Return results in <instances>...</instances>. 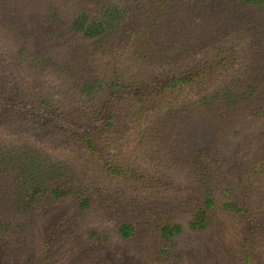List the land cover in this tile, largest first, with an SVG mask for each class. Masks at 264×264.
Masks as SVG:
<instances>
[{"label": "trees", "instance_id": "trees-1", "mask_svg": "<svg viewBox=\"0 0 264 264\" xmlns=\"http://www.w3.org/2000/svg\"><path fill=\"white\" fill-rule=\"evenodd\" d=\"M178 1L188 10L208 6L211 12L219 4L245 8L264 6V0ZM124 2L100 0L95 10H82L73 17L68 32L86 45L74 64L58 65L36 52L23 49L15 66L22 75L28 74L33 80L16 89L15 81L0 79V110L7 109L10 102L30 101L45 116L42 125L31 121L21 123L22 126L31 125L38 132L0 142V212L9 218L28 217L38 213L47 203L71 201L78 213L102 211L110 215L111 208L126 204L129 209L141 210L137 214L143 223L120 220L117 228L120 238L129 241L140 231L150 230L160 242V255L169 256L176 239L186 230L170 215V208H181L189 218L187 229L195 233L206 232L213 224L214 212L219 209L235 216H249L246 200L236 189L218 193V175L224 169V161L207 159L202 149L195 146L185 148V151L176 147L182 152L181 159L186 153L188 156L177 165L176 171L193 172V183L199 179L200 186L182 194L164 188L167 179L161 180L158 175L161 166L166 168L172 164L173 170V165L178 163L173 162L175 156H169L171 122L174 125L186 116L195 115L198 120L210 118L214 127L219 124L218 117L224 119L239 104L249 102L256 95H264V77L259 79L260 85L253 84L246 72L208 93L180 100L183 91L209 82L214 67L205 60L187 61L191 53L179 50L176 41L162 39L153 43L150 39V42H143L148 44L147 48H143L145 45L140 47L138 41L131 44L133 34L139 29L126 27L133 13L150 18L158 11L163 13L169 4H161L149 14L140 7L132 11L124 6ZM214 12H219L217 6ZM57 35L56 27L54 32L51 30L46 34L48 39ZM122 43L129 50L131 63L142 60L158 63L161 76L144 78L136 73L130 77L127 68L121 67L108 69L103 76L96 74L93 60L114 52ZM223 65L216 63L215 68ZM45 72L65 88L55 91L44 82L40 83V79L36 80ZM261 77L260 73L258 78ZM250 79L254 78L250 75ZM257 112L251 111L252 116L259 117ZM55 140L74 152L70 153V159H60L44 147L45 143ZM125 141L135 143L134 152L122 148ZM132 153H137L135 156L142 158V163L135 160V156L130 157ZM146 163L152 170L141 169ZM131 182H139L141 187L153 193L161 188L165 196L157 193L154 197L138 195L132 205L123 189L117 187ZM150 200L158 201V204L146 206ZM163 202L167 203L164 205ZM0 227L8 230L12 221L2 222ZM91 236L108 240V237L99 239L96 233Z\"/></svg>", "mask_w": 264, "mask_h": 264}, {"label": "rangeland", "instance_id": "rangeland-1", "mask_svg": "<svg viewBox=\"0 0 264 264\" xmlns=\"http://www.w3.org/2000/svg\"><path fill=\"white\" fill-rule=\"evenodd\" d=\"M99 1L0 0L1 81L11 79L19 89L20 85L33 80L28 74L22 75L15 66V60L20 58L23 49L36 52L58 65L74 64L86 45L69 34V24L80 11L95 10ZM164 3L169 4L167 10L163 13L158 11L150 18L133 13L126 27L139 28L133 34L131 44L138 41L140 47L145 45L143 48H147L148 44L143 42H150V39L153 43L162 39L176 41L180 45L179 50L191 53L187 61L205 60L214 67L209 74V82L204 81L191 90L183 91L180 100L208 93L246 72L251 83L260 85L259 79L264 77V6L245 8L219 4L216 5L219 8L217 13L214 12L216 6L212 12L208 6L188 10L178 0H125L124 6L132 11L140 7L151 14L157 10L154 8ZM55 27L58 35L48 39L47 32H54ZM129 60V50L122 43L114 52L93 60V64L100 76L114 67L127 68L130 77L136 73L144 78L161 76L158 63L151 64L145 60L131 63ZM216 63L224 65L216 69ZM260 73L262 77L258 78ZM250 75L254 79H250ZM39 79L49 89L58 91L65 88L64 84L61 88V83L46 72L36 78ZM255 110L259 114L257 118L251 114ZM222 119L223 116L218 117L219 124L214 127L210 118L198 120L195 115L186 116L174 125L171 122L172 149L169 156H175L173 162L178 163L173 165V170L172 164L166 168L161 166L158 175H161V180L167 179L163 183L164 188H170L167 191L182 194L189 188H198L200 180L193 183V172L176 171L177 165L188 157L186 153L181 159L179 155L182 152L176 147L183 151L188 147H198L207 159L224 161V169L218 175V193L236 189L246 200L248 217L219 209L213 214L210 228L206 232L195 233L187 229L189 218L184 211L172 207L170 215L186 230L176 239L172 254L164 256L159 253L160 242L150 230L146 233L140 231L129 241L118 235L120 220L143 223L137 214L141 213L140 209L132 210L126 204H118L111 208L110 215H106L102 211L78 213L71 201L47 203L38 213L28 217L16 215L9 218L0 212V223L12 221L8 230L0 227V264H264V95H256L249 102L239 104L236 110ZM43 120L45 116L33 102H10L7 109L0 110V142L38 132L31 125L22 124L31 121L42 125ZM45 144L44 147L60 159H70V153H74L57 140ZM134 146V142L125 141L122 148L134 152ZM136 154L132 153L130 157ZM135 160L142 163V158L135 156ZM148 163L141 169L152 170ZM151 174L154 176V172ZM135 175L139 177L137 172ZM117 187L123 189L132 205H135L133 199L138 195L154 197L157 193L165 196L161 188L153 193L141 187L139 182L123 183ZM166 203L163 202L164 205ZM157 204L158 201L150 200L145 205L153 207ZM91 233H96L99 239L108 237V240H97Z\"/></svg>", "mask_w": 264, "mask_h": 264}]
</instances>
